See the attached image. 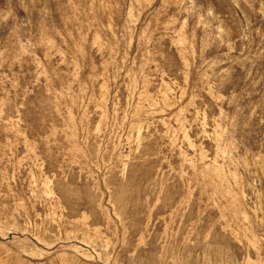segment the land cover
<instances>
[{"label":"rangeland","instance_id":"1","mask_svg":"<svg viewBox=\"0 0 264 264\" xmlns=\"http://www.w3.org/2000/svg\"><path fill=\"white\" fill-rule=\"evenodd\" d=\"M0 264H264V0H0Z\"/></svg>","mask_w":264,"mask_h":264}]
</instances>
